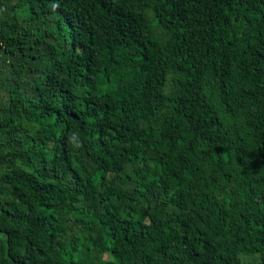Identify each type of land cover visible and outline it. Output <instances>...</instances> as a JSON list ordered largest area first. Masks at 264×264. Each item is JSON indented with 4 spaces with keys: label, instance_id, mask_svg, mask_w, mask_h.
<instances>
[{
    "label": "trees",
    "instance_id": "obj_1",
    "mask_svg": "<svg viewBox=\"0 0 264 264\" xmlns=\"http://www.w3.org/2000/svg\"><path fill=\"white\" fill-rule=\"evenodd\" d=\"M249 256L264 0H0V264Z\"/></svg>",
    "mask_w": 264,
    "mask_h": 264
},
{
    "label": "rangeland",
    "instance_id": "obj_2",
    "mask_svg": "<svg viewBox=\"0 0 264 264\" xmlns=\"http://www.w3.org/2000/svg\"><path fill=\"white\" fill-rule=\"evenodd\" d=\"M244 258V257H243ZM255 257L254 256H249V257H246L245 259H244V261H243V259H242V263L243 264H255V259H254ZM257 264H258V261H257Z\"/></svg>",
    "mask_w": 264,
    "mask_h": 264
},
{
    "label": "clouds",
    "instance_id": "obj_3",
    "mask_svg": "<svg viewBox=\"0 0 264 264\" xmlns=\"http://www.w3.org/2000/svg\"><path fill=\"white\" fill-rule=\"evenodd\" d=\"M54 7H58V5H55ZM77 146H79V145H77Z\"/></svg>",
    "mask_w": 264,
    "mask_h": 264
}]
</instances>
